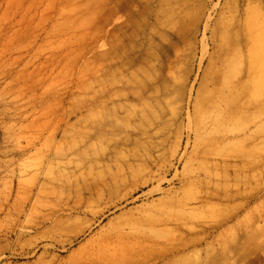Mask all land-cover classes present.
Returning <instances> with one entry per match:
<instances>
[{
    "label": "rangeland",
    "instance_id": "1",
    "mask_svg": "<svg viewBox=\"0 0 264 264\" xmlns=\"http://www.w3.org/2000/svg\"><path fill=\"white\" fill-rule=\"evenodd\" d=\"M261 61L264 0H0V264H264Z\"/></svg>",
    "mask_w": 264,
    "mask_h": 264
},
{
    "label": "bare ground",
    "instance_id": "2",
    "mask_svg": "<svg viewBox=\"0 0 264 264\" xmlns=\"http://www.w3.org/2000/svg\"><path fill=\"white\" fill-rule=\"evenodd\" d=\"M263 62L264 61L260 62L262 64V66H263ZM252 78H253V76L248 75L246 77V80L242 81L239 84V89L245 90V89H249L250 87H252V83H253ZM252 102L253 101L251 99L250 100L247 99V101L244 103V105L245 106L250 105ZM101 250L102 251L99 253V256H100L99 258L104 259L106 262H108V264H131V261H129V260L132 257L137 256L135 248H132V247L131 248H129V247L118 248V249H114V250L102 248ZM132 264H135V262H132Z\"/></svg>",
    "mask_w": 264,
    "mask_h": 264
}]
</instances>
